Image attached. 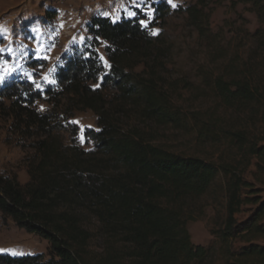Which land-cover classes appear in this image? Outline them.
I'll list each match as a JSON object with an SVG mask.
<instances>
[{
    "label": "trees",
    "instance_id": "obj_1",
    "mask_svg": "<svg viewBox=\"0 0 264 264\" xmlns=\"http://www.w3.org/2000/svg\"><path fill=\"white\" fill-rule=\"evenodd\" d=\"M235 1L249 4L264 25V0ZM167 9L164 3L156 6L159 19ZM140 20L92 18L87 28L89 47L58 69L59 91H47L58 100L56 106L69 99L72 108L64 109L65 115L91 110L98 116L99 130L91 134L92 151L76 149L75 142L64 144L46 127L45 116L25 109L26 128L36 125L40 131L32 145L36 159L24 187L15 178L0 176V212L27 233L47 241L50 253L48 259L0 253V264H124V260L131 264H205L209 253L192 244L187 222L192 205L219 175L229 179L223 227L214 233L225 264H264V246L257 244L264 241V200L251 197L253 184L223 165L153 146L141 131L119 129L107 115L104 95L108 92L120 112L131 107L159 126L183 128L187 122L155 73L168 51ZM102 43L107 70L98 53ZM234 77L229 81L217 78L213 83L212 91L224 107L264 99L258 83L245 75ZM97 83L99 87L93 89ZM3 92L21 103L31 104L35 98L24 84L5 87ZM234 136L238 145L246 141L241 135ZM248 153L255 159L253 178L264 186V146L251 143ZM248 204L255 206L254 211L238 222L235 216ZM82 215L94 219L105 235L102 258L93 263L86 257L89 235L82 226Z\"/></svg>",
    "mask_w": 264,
    "mask_h": 264
},
{
    "label": "rangeland",
    "instance_id": "obj_2",
    "mask_svg": "<svg viewBox=\"0 0 264 264\" xmlns=\"http://www.w3.org/2000/svg\"><path fill=\"white\" fill-rule=\"evenodd\" d=\"M160 3L168 8L163 19L155 10ZM96 17L112 22L138 17L147 22L149 33L168 51L155 71L160 86L187 120L183 128L159 126L140 117L131 107L120 112L119 104L107 92L105 110L119 129L135 128L153 146L175 155L223 165L253 184L255 194L251 197L264 200V186L253 178L255 159L248 153L251 143L264 146L260 142L264 134V99L227 108L212 91L217 78L229 81L245 75L259 84L264 95V25L249 4L235 0H171V4L169 0H0V75H5V67L11 71L0 83V176L15 178L21 187L29 181L28 170L36 159L32 145L40 131L36 125L26 128V110L45 116L46 127L52 128L54 136L64 144L75 142L80 151L93 150L91 134L99 130L98 116L91 110L65 115L64 109L69 112L72 108L69 99L56 106L58 100L50 98L47 91H59L58 69L66 59L89 47L87 28ZM104 47L102 43L98 53L107 70ZM99 83L93 84V89ZM18 84L26 85L35 95L31 104L3 92L5 87ZM234 135L246 139L244 144L238 145ZM228 181L219 175L189 213L191 242L209 253L205 264H225L214 233L223 227ZM254 209L251 204L243 206L236 220L245 221ZM82 219L89 235L86 257L93 263L102 258L105 235L94 219L88 215H82ZM257 244L264 246V241ZM0 253L42 255L48 259L50 251L47 241L27 233L0 212Z\"/></svg>",
    "mask_w": 264,
    "mask_h": 264
},
{
    "label": "snow or ice",
    "instance_id": "obj_3",
    "mask_svg": "<svg viewBox=\"0 0 264 264\" xmlns=\"http://www.w3.org/2000/svg\"><path fill=\"white\" fill-rule=\"evenodd\" d=\"M169 3L171 4V0H169ZM172 7H176V5L172 4ZM134 15H135L134 13H130V16H134ZM140 23H141L142 26L147 27V22L145 20H141ZM156 34L157 33L153 32V35H156ZM0 51H3V50H0ZM101 59H103V58H101ZM10 74H11V71L9 69H7V67H5V75H0V83H3L4 80H5V76L6 75H10ZM44 79L46 81H48V77L47 76H45ZM37 88H39L38 84H37ZM81 139L83 140V137Z\"/></svg>",
    "mask_w": 264,
    "mask_h": 264
}]
</instances>
